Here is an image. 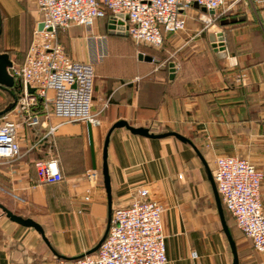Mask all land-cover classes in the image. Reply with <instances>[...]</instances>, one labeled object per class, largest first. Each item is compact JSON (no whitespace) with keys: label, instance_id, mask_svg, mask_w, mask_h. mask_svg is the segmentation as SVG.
I'll list each match as a JSON object with an SVG mask.
<instances>
[{"label":"crops","instance_id":"obj_1","mask_svg":"<svg viewBox=\"0 0 264 264\" xmlns=\"http://www.w3.org/2000/svg\"><path fill=\"white\" fill-rule=\"evenodd\" d=\"M185 14L186 30L165 34L164 51L177 54L162 59L167 68L153 65L151 55L152 62L137 58L128 64L127 74L106 67L122 60L111 55L124 48L116 39H126L110 35L109 17L94 26L97 36L108 38L103 45L82 27L60 32L59 40L74 60L96 64L92 114L98 124L64 122L45 102L33 112L38 125L18 104L0 118V124L16 123L21 151L0 162V204L35 220L50 244L0 209V264H76L99 250L111 206L103 176L104 146L119 121L154 134H181L200 150L212 173L217 157L237 156L264 174V0H225L223 12L215 15L194 5ZM40 20L37 0H0V54H9L13 66L24 62ZM219 32L225 58H218L210 40ZM17 84L20 99L23 84ZM11 102V95L0 89V112ZM53 159L64 181L42 184L35 164ZM108 167L113 210L130 206L139 189H148L149 198L163 207L168 264H233L206 169L190 145L172 136L149 139L114 129ZM261 202L264 209V179ZM231 218L232 223L226 221L240 264H264V254Z\"/></svg>","mask_w":264,"mask_h":264},{"label":"built area","instance_id":"obj_2","mask_svg":"<svg viewBox=\"0 0 264 264\" xmlns=\"http://www.w3.org/2000/svg\"><path fill=\"white\" fill-rule=\"evenodd\" d=\"M37 5L41 15L39 26L43 27L35 29L24 62L11 69L14 78L23 84L17 104L29 114L32 125L40 123L33 112L41 102L51 103L53 115L64 122L96 125L98 120L92 114L96 64L74 60L60 42V32L72 26L82 27L91 40L103 45L108 38L97 36L94 26L97 20L109 17V32L122 33L137 44L160 49L165 34L186 30L185 12L192 6L216 14L223 12L225 0H37ZM120 14L128 20L120 19ZM120 26L123 30H118ZM20 153L17 125L5 120L0 124V162L17 158ZM35 168L42 184L64 181L55 159L39 161ZM213 176L224 208L255 250L264 254L263 172L237 156H219ZM149 197L148 189H139L130 206L114 209L99 250L76 264H168L163 207ZM192 256L196 258L197 254Z\"/></svg>","mask_w":264,"mask_h":264},{"label":"water","instance_id":"obj_3","mask_svg":"<svg viewBox=\"0 0 264 264\" xmlns=\"http://www.w3.org/2000/svg\"><path fill=\"white\" fill-rule=\"evenodd\" d=\"M203 11L205 13H209L210 15H215V11H208L206 8H203ZM118 17L120 19H126L128 20L127 16H124L123 14L118 15ZM112 22H115V20H112ZM120 25L123 24L122 21L118 22ZM42 25L39 26L40 29H42ZM118 30H123V27L120 26L118 28ZM110 35H116L115 32L111 31ZM118 36H125L122 33L117 34ZM210 40L213 44V49L215 51V53H220L218 55V58H225L227 57L226 54V48H225V43H224V34L222 32H219L217 34H212L210 36ZM219 43V44H218ZM139 59L140 60H146L149 62L153 61L152 57L149 56H144L142 54H139ZM171 67H174V64H171ZM13 68V63L10 59L9 54L7 53H3L0 54V89L8 92L12 98H13V103H11L5 110H3L2 112H0V118L5 116L7 113H9L11 110H13L18 103V98L14 93L15 87H16V79L14 78V76L11 74V69ZM173 71V70H172ZM119 128H126L127 130H129L132 134L134 135H138V136H142L145 138H149V139H160V138H165V137H175L178 140H180L181 142L190 145L194 151L196 152L197 156L200 158V160L202 161L205 169H206V173L208 176V180L211 184L212 190H213V194L215 197V202H216V206H217V211H218V215L220 218V222L222 225V230L224 232V234L227 237L228 243L230 245L231 248V252H232V256H233V264H240L239 262V256H238V252H237V247H236V243L233 239L232 233L230 231V228L228 226V223L226 221V216H225V210L220 198V195L218 193L217 190V185L213 176L212 171L210 170L204 156L202 155V153L200 152V150H198V148L195 146V144L189 140L188 138L182 136L181 134H178L176 132H167V133H162V134H154L151 133L150 130L148 128H143V127H133L131 126L128 122L126 121H119L116 124H114V126L112 127V129L110 130L106 141H105V146H104V154H103V176H104V183H105V188L108 194V199H109V204H111L110 208H109V220H108V228H107V232L104 236V238L102 239V241L99 243L98 248L101 246V244L103 243V241L105 240L110 225H111V221H112V214H113V209H112V189H111V180H110V173H109V167H108V145H109V140H110V134L114 129H119ZM0 209L6 214V216L13 222L26 227V228H32L34 230H36L42 237V239L44 240V242L50 246L48 239L45 236L44 230L43 228L33 219L31 218H26L20 215H16L13 212H11L9 209H7L5 206H3L2 204H0Z\"/></svg>","mask_w":264,"mask_h":264},{"label":"rangeland","instance_id":"obj_4","mask_svg":"<svg viewBox=\"0 0 264 264\" xmlns=\"http://www.w3.org/2000/svg\"><path fill=\"white\" fill-rule=\"evenodd\" d=\"M116 40L124 42L123 45H122V47H124V48H120V50L117 51L116 54L112 53L111 58L112 57H115V58L116 57H121L122 60L118 64L113 65V66L111 65V63H108V65L106 67H113L114 69H116L117 73H122V74L129 73L128 72V67H129L128 64H132L135 61L137 62V58H139V55H138L139 51L143 52L145 54V56L154 55L155 56L154 58H155L156 61L153 63V65L154 64H156V65L158 64L157 66H160V65L163 64V66H162L163 68H167L168 61L162 60V59H165L167 57L175 58L176 55H177L175 53V50H173V49L169 50L170 52H168V51L165 52L164 51V47H163V49H160V50L157 51L156 49L154 50V49L150 48L149 46H146V45H143V44H137L136 42H133L131 39L117 38ZM164 61H166V62H164ZM160 68H159V70H160ZM97 72L98 71L96 70L95 74H97ZM209 200L212 201V198L210 197ZM226 217H227L228 223L229 224L232 223V218H231L232 216L229 215V214H226ZM232 228H233V226H232Z\"/></svg>","mask_w":264,"mask_h":264},{"label":"trees","instance_id":"obj_5","mask_svg":"<svg viewBox=\"0 0 264 264\" xmlns=\"http://www.w3.org/2000/svg\"><path fill=\"white\" fill-rule=\"evenodd\" d=\"M125 38H126V39H131V38H127V37H125ZM131 40H132V39H131ZM132 41H133V40H132ZM133 42H134V41H133ZM163 46H164V44H163ZM163 46H162V47H163ZM150 48H152V47H150ZM152 49H154V48H152ZM160 49H161V48H160ZM154 50H155V49H154ZM156 50H159V49H156ZM149 57H150V56H149ZM152 58H153V57H152ZM20 89H21V86H19V85L17 84L16 89L14 90V93H15V95L17 96L18 99H19V97H20V96H19V91H20ZM11 98H12V96H11ZM13 101H14V100H13V98H12V102H11V103H13ZM11 103H10V104H11ZM10 104H9V105H10ZM225 211L228 212L226 209H225ZM228 213H229V212H228ZM229 214H230V213H229ZM230 215H231V214H230Z\"/></svg>","mask_w":264,"mask_h":264}]
</instances>
